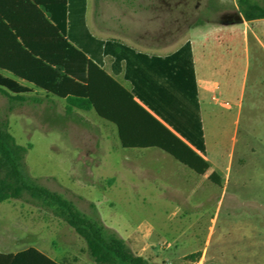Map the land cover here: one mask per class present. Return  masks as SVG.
Returning <instances> with one entry per match:
<instances>
[{
  "label": "rangeland",
  "instance_id": "374dc122",
  "mask_svg": "<svg viewBox=\"0 0 264 264\" xmlns=\"http://www.w3.org/2000/svg\"><path fill=\"white\" fill-rule=\"evenodd\" d=\"M237 3L99 0L106 13L91 19L110 28L127 21L141 36L147 21L142 9L152 8L154 34L166 33L174 49L198 26L240 22ZM126 7L136 8V15H116ZM90 12L88 6V22ZM210 44L192 43L201 65ZM232 45L229 91L216 93L211 115L203 111L207 156L219 168L217 186L160 150L121 148L109 126L68 115L58 102L26 103L8 112L0 95V117L16 142L28 147L25 165L32 178L85 215L92 216L95 205L105 226L148 263L264 264V51L255 43ZM31 95L39 93L32 88ZM0 233L20 247L45 250L61 264H95L72 229L23 201L0 204Z\"/></svg>",
  "mask_w": 264,
  "mask_h": 264
},
{
  "label": "trees",
  "instance_id": "16d2710c",
  "mask_svg": "<svg viewBox=\"0 0 264 264\" xmlns=\"http://www.w3.org/2000/svg\"><path fill=\"white\" fill-rule=\"evenodd\" d=\"M237 5L244 21L264 19L259 0H238ZM20 8L39 13L44 29L63 42L55 43L58 61L45 62V53L25 42L17 27ZM85 10L86 0H0V95L7 99V111L41 104V97L31 95L32 88L38 89L64 99L68 115L73 109L94 111L114 124L122 148H158L196 174H205L209 165L198 154L205 148L190 43L166 57H149L96 39L86 27ZM107 56L113 60V74L123 63L130 91L103 70ZM27 151L11 134L8 120L0 117V204L18 200L51 213L85 242L95 264H150L105 226L95 205L93 215H85L32 178L26 171ZM209 180L220 185L215 173ZM1 257L5 260L0 264H61L32 247Z\"/></svg>",
  "mask_w": 264,
  "mask_h": 264
},
{
  "label": "crops",
  "instance_id": "0c3cea01",
  "mask_svg": "<svg viewBox=\"0 0 264 264\" xmlns=\"http://www.w3.org/2000/svg\"><path fill=\"white\" fill-rule=\"evenodd\" d=\"M39 1H41V3L62 2V0H39ZM98 3L99 0H91L90 3H88V0H86V10H85L86 27L88 31L91 33V35L98 40H101L103 42L115 41L117 43H120L122 45H125L133 49L135 52L143 53L149 57L155 56L161 58L174 53L184 43L186 42L190 43L191 51H192V62L194 68L195 83H196L197 100L199 105V115H200V122L202 126L204 148H205L204 154L201 153L198 154L209 165V168L206 171V173L199 176H201V178L204 181L210 182L209 176L212 173H215L217 175V170L219 168L216 165L212 166L207 156V142H206L207 137H206V126H205L203 111L205 115H211L212 112L211 101L214 102L217 101V98L215 96L216 93L225 94L229 91L227 85L233 63L231 58L233 43H245L247 47H248V43H255L260 49L264 51V19H257L246 22L241 16L240 22H226L222 24H216L211 27L198 26L192 30L194 31V33L193 35H191L190 40L182 41L181 42L182 44L180 46H176V48L170 49L169 47L170 42L168 39V35L166 33L164 37L161 36L160 38L156 34H154L155 31L154 9L152 8L142 9L144 15L147 16V21L143 29L142 35L139 36L131 30V26L127 21H119L118 25L116 26L114 25V27L111 28L109 25L104 23L95 25L92 22L91 16L94 14L104 15L106 13L105 11L102 12L100 11L101 8H98L97 6ZM88 6H90L91 9L89 15V22L87 21ZM40 11L45 17L47 16L45 11H43L42 9H40ZM115 13L116 15L120 14L122 16L136 15L137 9L126 7L123 9H118V11ZM16 14L17 17H19L17 19V27L19 28L21 34L23 35V39L25 40V42L31 44V46H33L35 49L40 50L42 53H45V56H47L46 57L47 60H45V62L58 61L56 57L57 46L55 43H63V42L59 40L55 34H51L44 29L47 27L42 21V19L38 17L39 13H37L35 10L20 8L19 10H17ZM192 43H211L207 47L202 45L203 48L205 47L202 51V56H203L202 65L199 63L201 60L198 61L195 58V52ZM112 63L113 60L110 57L108 56L104 57L103 66H102L103 70L109 75H111L125 90L130 91L131 84L128 81H126L123 77V73H124L123 63L120 65L121 71L116 74H113L112 72ZM221 81L224 82L223 86L220 83ZM34 92L39 93L38 97H41L43 99V102L45 100L51 104L58 102L62 104L63 108L65 109L66 101L64 99H60L48 95L46 94V92L38 89H34ZM73 113L84 115L90 120L109 126V128L113 133L114 138L117 139L118 145L121 147L118 138L117 128L114 124L100 118L95 114L94 111H83L79 109H73ZM123 149L159 150L158 148H123ZM170 157L173 158L172 156ZM181 165L186 167L183 164ZM28 248L30 247L27 248L20 247L18 241L16 240L10 241L9 237L7 238L3 237V235H1L0 233V262H3L2 260H5L1 256L16 255L17 253L24 251ZM32 248L46 255L50 259L58 262V260L50 256V254H48L45 250H42L34 246H32Z\"/></svg>",
  "mask_w": 264,
  "mask_h": 264
}]
</instances>
